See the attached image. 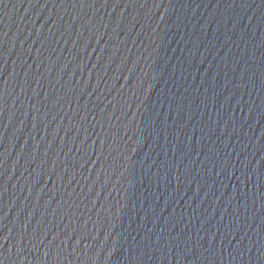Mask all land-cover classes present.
<instances>
[{"label":"water","instance_id":"1","mask_svg":"<svg viewBox=\"0 0 264 264\" xmlns=\"http://www.w3.org/2000/svg\"><path fill=\"white\" fill-rule=\"evenodd\" d=\"M0 264H264V0H0Z\"/></svg>","mask_w":264,"mask_h":264}]
</instances>
